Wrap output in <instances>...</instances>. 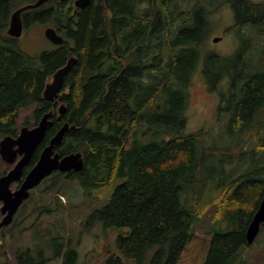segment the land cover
Masks as SVG:
<instances>
[{
	"label": "trees",
	"instance_id": "16d2710c",
	"mask_svg": "<svg viewBox=\"0 0 264 264\" xmlns=\"http://www.w3.org/2000/svg\"><path fill=\"white\" fill-rule=\"evenodd\" d=\"M69 1L51 0L26 12L33 23L49 21L64 38L56 47L28 54L6 33L9 13L19 5L0 0V137L17 134L22 109L34 106V123L52 110L27 169L65 122L75 125L57 150L80 151L83 168L51 179L77 181L90 200L112 187L91 218L126 228L117 237L124 257L140 259L147 247L158 245L150 264H176L203 212L214 205L211 223L221 227L208 240L204 264H237L264 194V169L256 163L264 157V0H91L73 13ZM225 3L234 14L225 32L236 31L239 44L230 55L205 56L203 73L211 90L226 77L217 108L227 116L224 133L238 142L234 138L246 130L253 142L237 151L202 130L183 132L207 15ZM71 56L77 62L57 98L45 99V84ZM61 103L66 110L57 114L53 108ZM233 161L229 175L209 182L208 167L215 171ZM224 225L229 228L223 231ZM16 255L21 263H38L31 260V248ZM65 257L64 264H77L75 250L67 248Z\"/></svg>",
	"mask_w": 264,
	"mask_h": 264
},
{
	"label": "rangeland",
	"instance_id": "374dc122",
	"mask_svg": "<svg viewBox=\"0 0 264 264\" xmlns=\"http://www.w3.org/2000/svg\"><path fill=\"white\" fill-rule=\"evenodd\" d=\"M14 1L15 4L20 5L27 0ZM14 8L16 6L12 7ZM207 21V34L198 45L199 60L188 89L189 97L185 111L187 121L183 132L191 133L202 130L206 137V134H209L210 140L214 138L212 141L229 147L230 151L245 150L253 146V142L245 133L246 130L234 138L240 139L238 142H230L231 140L224 133L227 116L217 111L218 91H225L228 86L226 77L217 83L216 90H211L203 73L205 56L213 53L227 56L237 49L239 44L237 32L234 30L225 32L229 26L234 24V14L231 7L225 3L208 14ZM47 26H52V24L50 22L31 24L26 33L16 40L18 47L28 54H37L53 48L54 45L44 36V28ZM215 37L219 40L214 41ZM256 56L253 52V58ZM33 108L34 106L20 111L18 132L22 126L34 124ZM260 118L264 124V108ZM255 128L256 126H252L251 131ZM263 158L260 156L256 162L259 169H264ZM236 163L235 161L223 162L219 170L214 168L215 171L208 167L209 182L214 183L217 176L229 175L232 171L231 167ZM9 165L0 158V174L6 171ZM47 178L48 180L40 185L17 210V222L12 221L1 230L5 233V239L0 240V245H3L5 252L0 253V264H18L19 262V264H26L27 262L21 263L22 261L16 255L18 250H26V248H31V253L35 257L31 260H37V264H62L61 257L62 253L64 254V247L56 255L54 247H58V244L53 238L56 231H61L62 241L66 242L65 245L68 248L75 250V263L77 264H109L111 259L114 260L111 264H150L154 253L159 249L158 245L147 247L140 259L126 258L117 249V237L126 228L107 227L101 220L91 218L94 210L108 201L112 187H106L97 199L90 200L89 195L77 181H67L62 176L50 179L52 178L50 175ZM214 210V205L205 209L176 264H204L208 240L214 233V229L221 227L219 222L211 223ZM226 228L229 227L224 225L222 230ZM1 231L0 234H2ZM40 252L42 258L39 259L36 255ZM68 260L70 261V257ZM237 264H264V227L260 229L254 241L242 250Z\"/></svg>",
	"mask_w": 264,
	"mask_h": 264
},
{
	"label": "water",
	"instance_id": "95a60500",
	"mask_svg": "<svg viewBox=\"0 0 264 264\" xmlns=\"http://www.w3.org/2000/svg\"><path fill=\"white\" fill-rule=\"evenodd\" d=\"M49 0H35L32 3L23 4L12 11L9 20L7 33L10 36L18 37L22 33V16L23 11L38 8ZM62 1V0H60ZM91 0H75L74 4L79 8H85ZM46 38L56 44H62L64 38L58 34L53 27H47L44 30ZM219 38L215 37L214 41ZM77 62L75 56L67 59L65 64L59 67L48 81L43 89V97L47 100L57 98L64 85V78ZM66 110L65 104L61 103L57 106V112L63 114ZM52 110L45 112L38 122L29 127L24 125L20 128L16 136L6 135L0 139V158L8 163H14L18 154L21 158L16 162L14 167L0 176V201L2 202L0 211L3 217L0 220V228L8 225L21 203L29 197L30 190L37 186L40 181L53 171L69 172L80 171L83 168V158L80 151L70 152L60 156L54 153V147L61 145L65 133L69 129H74L75 125L65 122L58 131L50 138L49 143L42 149L38 160L25 174L21 184L15 189L10 188L11 182L21 177L22 168L27 164L38 146L42 141L51 124ZM264 223V194L260 199L258 206L247 225L245 238L247 244L254 241L260 231L261 225Z\"/></svg>",
	"mask_w": 264,
	"mask_h": 264
},
{
	"label": "flooded vegetation",
	"instance_id": "af4514ba",
	"mask_svg": "<svg viewBox=\"0 0 264 264\" xmlns=\"http://www.w3.org/2000/svg\"><path fill=\"white\" fill-rule=\"evenodd\" d=\"M50 1L51 0H49V1H47L46 3H44L43 5H41V6H48L49 4H50ZM60 1V0H59ZM63 1V0H62ZM74 1L75 0H71V1H69V2H67L66 4V6H67V8H69V7H71V10H70V13H73V11H74V9H83V8H79V7H77L75 4H74ZM27 3H30V2H27ZM27 3H25V4H27ZM32 3V2H31ZM70 3V4H69ZM23 5V4H22ZM21 5H19V6H17L16 8H18V7H20ZM40 6V7H41ZM16 8H14V9H12L11 11H10V13H9V18H8V24H7V28H8V26H9V20H10V15H11V13H12V11L13 10H15ZM39 8V7H38ZM30 10V9H29ZM28 10H26V11H23L22 13H21V16H22V23H23V27H22V33H21V35L20 36H18V37H14V36H10L8 33H7V28H6V33H7V35L8 36H10V37H12V38H14L15 39V41L16 40H18L20 37H22L25 33H26V30L30 27V25L31 24H33V22H32V20H31V17L28 15V14H26V12H27ZM47 22H49V21H47ZM34 23H36V22H34ZM43 23H46V22H43ZM42 23V24H43ZM47 27H53V25L52 26H47ZM46 27V28H47ZM46 28H44V30L46 29ZM54 28V27H53ZM55 29V28H54ZM56 32H57V30H55ZM58 34H60L61 35V33L60 32H57ZM44 36H45V34H44ZM46 37V36H45ZM48 39V38H47ZM49 40V39H48ZM50 41V40H49ZM51 42V41H50ZM52 43V45H54L53 47H56L57 45H60V44H56V43H53V42H51ZM59 105V104H58ZM58 105H56V106H54V112H56L57 113V106ZM38 122V121H37ZM36 122V123H37ZM36 123H34L33 125H35ZM32 125V126H33ZM29 127H31V126H29ZM18 134V133H17ZM16 134V135H17ZM15 135V136H16ZM50 140V139H49ZM43 142V139H42V141L38 144V146L36 147V149L34 150V152L38 149V147H39V145L41 144ZM48 143H49V141H48ZM48 143H44L42 146H41V148H40V151H39V155H40V153H41V151H42V149L48 144ZM62 144V143H61ZM60 146V145H59ZM57 147L58 146H56V147H54V153H59V151L57 150ZM33 152V153H34ZM33 155V154H32ZM39 155H38V158H39ZM59 155L60 156H62L60 153H59ZM65 155V154H64ZM32 157V156H31ZM21 158V155L20 154H18L17 155V157H16V160H15V162L14 163H11L10 165H9V168L6 170V171H4L3 173H1L0 174V176L1 175H3L4 173H6L7 171H9L10 169H12L13 167H14V165L16 164V162L19 160ZM30 160H31V158H30ZM30 160H29V162L27 163V164H25L24 166H23V168H22V173H21V177L19 178V179H17V180H14V181H12L11 182V185H10V188L12 189V190H15L20 184H21V182H22V180H23V178H24V176H25V174L31 169V167H33V165L36 163H34L31 167H29L28 169H27V167L30 165ZM38 160V159H37ZM6 163V162H5ZM6 164H8V163H6ZM57 172H61V171H58V170H56V171H53V172H51L49 175H47V176H45L41 181H40V183L37 185V186H35L33 189H31L30 190V194H29V197L31 196V194L34 192V191H36L37 189H38V187L40 186V185H42L46 180H48V176H50L51 175V177H52V175L53 174H55V173H57ZM61 173H65V172H61ZM47 178V179H46ZM51 179V178H50ZM28 197V198H29ZM28 198L27 199H25L24 201H26V200H28ZM24 201L21 203V207L23 206L22 204L24 203ZM1 202V201H0ZM1 205H2V202H1ZM20 206H19V208H20ZM0 208H1V206H0ZM18 208V209H19ZM46 210H50V208L48 209V208H46ZM0 213H1V211H0ZM2 217H3V213H1V219H2ZM15 217H16V213H15V215L13 216V219H12V221H14L15 220ZM0 219V220H1ZM11 221V222H12ZM10 224V223H9ZM8 224V225H9ZM8 225H5V226H2L1 228H0V231L1 230H3V228H5L6 226H8ZM2 232V231H1ZM5 233L4 232H2V234H0V236L1 237H5V235H4ZM54 236H53V238H54V241L58 244V247L57 246H55L54 248L56 249L55 251H56V255H58V252L61 250V249H63V247H64V254L62 253V264H63V260L66 258L65 256H66V250H67V245H65L66 244V242L64 243L63 241H62V238H63V236H62V234H61V231H56L54 234H53ZM1 241L3 240V239H0ZM37 257H39V259L40 258H42V254H41V252L39 253V254H37L36 255ZM18 257V256H17ZM19 258V257H18ZM20 261H21V259H19ZM35 262H37V260H34ZM39 262H41V261H39ZM20 263V262H19ZM18 263V264H19Z\"/></svg>",
	"mask_w": 264,
	"mask_h": 264
}]
</instances>
